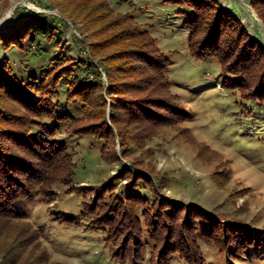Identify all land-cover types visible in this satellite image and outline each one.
Returning <instances> with one entry per match:
<instances>
[{"label":"rangeland","instance_id":"374dc122","mask_svg":"<svg viewBox=\"0 0 264 264\" xmlns=\"http://www.w3.org/2000/svg\"><path fill=\"white\" fill-rule=\"evenodd\" d=\"M215 1L221 10L241 20L250 36L264 47V24L250 0ZM19 8L56 16L67 24L58 37L64 39L68 58L96 64L101 57H114L124 75L135 61L124 56L126 49L120 40L129 30L118 29L121 23L116 20L125 14L132 15L171 59L168 71L171 94L179 96L187 109V118L173 126L157 125L153 121L128 125L126 131L136 143H130L124 151L117 139L107 161L101 158L100 143L91 142L88 137L67 135L66 126L61 125L60 136L75 154L77 172L72 179L66 178L65 183L52 185L47 195L34 192L20 204V210L28 214L32 225L43 231L41 242L45 248L36 256L37 262L29 259L26 264H44L46 257L47 264H194L191 254V263L180 254L159 259V248L145 231L142 256L124 257L130 254V247L119 246L122 237L114 240L115 234L107 233L102 226L103 213L97 207L112 178L126 171L132 174L129 180L116 183L118 196L140 195L148 201L147 208L140 207L143 212L160 202L169 204L180 210L178 218L197 223L195 226L200 231L195 239L201 253L200 264H264V100L248 99L250 91L243 93L234 83L229 85L234 79L222 72L216 60L197 61L190 55L189 32L182 14L184 5L162 0H127L126 3L115 0L111 12L99 0H0V29L9 25ZM91 46L102 54H93ZM99 70L104 84H108L103 67ZM138 80L137 75L133 76V82ZM252 93L255 95L257 89ZM107 102V120H110L109 98ZM139 178L142 185L136 189L129 186ZM145 183L151 185L147 187ZM143 212L142 226L145 225ZM207 214L238 223L245 227L242 230L253 228L257 239L252 241L260 239L263 247L233 244L225 256L218 227L214 234L201 235L205 228L202 216ZM181 220L174 224L171 221L173 233L168 238L177 240L180 236L176 224ZM117 223L114 232H118Z\"/></svg>","mask_w":264,"mask_h":264},{"label":"trees","instance_id":"16d2710c","mask_svg":"<svg viewBox=\"0 0 264 264\" xmlns=\"http://www.w3.org/2000/svg\"><path fill=\"white\" fill-rule=\"evenodd\" d=\"M99 1L110 10L115 0ZM162 1L184 5L189 53L195 60H216L222 72L234 79L229 85L234 83L243 93L250 91L248 99L264 100V47L250 36L241 20L221 10L215 0ZM250 4L264 24V0H250ZM116 21L121 23L118 29L129 30L124 32L126 37L120 43L126 49L124 56L135 61L125 71L126 75L114 57H101L96 64L68 58L64 39L58 37L68 26L56 16L19 8L9 25L0 29V264L4 261L26 264L29 259L37 262L36 256L44 252L43 231L32 225L20 204L34 192L47 195L52 185L65 183L66 178L72 179L76 174L75 154L60 136L61 125L66 126L67 135L88 137L91 142L100 143L101 158L107 161L117 139L124 151L130 143H136L126 131L128 125L153 121L173 126L187 118V109L179 96L171 94L172 80L168 73L171 59L160 50L157 39L130 14ZM93 47V54H102L101 51L97 54ZM99 67H103L108 84H104ZM136 75L139 82L132 81ZM108 98L110 120L106 112ZM68 107L72 110L68 111ZM131 174L126 171L113 177L97 207L103 213L102 226L107 233H114V240L122 237L119 246L130 247V254L124 257L142 256L145 231L159 248V259L180 254L188 262L200 264L201 253L195 239L200 229L196 228V222L181 220L177 217L180 210L169 204L160 202L143 212L140 207L147 208L148 201L140 195L116 194V183L129 180ZM141 180L129 186L136 189L142 185ZM142 212L144 226L140 219ZM178 220H181L176 224L180 236L177 240L168 238L173 233L171 221L174 224ZM202 220L205 228L201 235L219 230L225 256L233 244L263 247L260 239L252 241L257 239L253 228L242 230L245 227L238 223L219 216L211 218L209 214L202 216ZM114 223L118 232H114Z\"/></svg>","mask_w":264,"mask_h":264},{"label":"bare ground","instance_id":"6f19581e","mask_svg":"<svg viewBox=\"0 0 264 264\" xmlns=\"http://www.w3.org/2000/svg\"><path fill=\"white\" fill-rule=\"evenodd\" d=\"M10 15V14H9ZM9 15H8V17H9ZM6 19V18H5ZM8 19V18H7ZM10 20V19H9ZM6 20H3V22H5Z\"/></svg>","mask_w":264,"mask_h":264}]
</instances>
